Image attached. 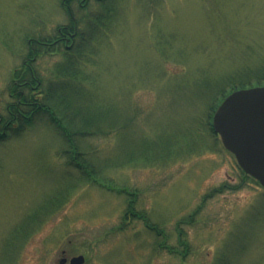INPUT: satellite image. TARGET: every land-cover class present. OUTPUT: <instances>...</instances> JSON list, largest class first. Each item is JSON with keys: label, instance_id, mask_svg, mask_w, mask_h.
<instances>
[{"label": "rangeland", "instance_id": "rangeland-1", "mask_svg": "<svg viewBox=\"0 0 264 264\" xmlns=\"http://www.w3.org/2000/svg\"><path fill=\"white\" fill-rule=\"evenodd\" d=\"M78 2H68L74 18L85 17L74 25L63 0H0L4 121L32 49L38 102L62 57L29 39L94 24L97 0L83 11ZM114 8L80 67L86 88L113 102L102 111L116 131L86 139L112 188L67 164L52 125L14 121L0 137V264H69L79 254L90 264H264V188L210 129L226 94L264 84V0H118Z\"/></svg>", "mask_w": 264, "mask_h": 264}, {"label": "trees", "instance_id": "trees-1", "mask_svg": "<svg viewBox=\"0 0 264 264\" xmlns=\"http://www.w3.org/2000/svg\"><path fill=\"white\" fill-rule=\"evenodd\" d=\"M97 2L99 3L100 11L88 17V20H92L94 24L88 25V28L82 31L76 30L74 40H71L68 47H62L60 45L51 46L55 48L54 50L61 52L62 57L60 61H57L53 65V69H51L54 75L53 78L43 87V96L40 102L41 111L35 112L33 110V112H30L31 114L23 111L25 115L29 114L30 117H24L22 114H19L17 121L20 128L32 122L38 123L40 120L52 125L67 145V148L64 150V154L67 157V164L75 165L79 168L89 181L98 185L111 187L112 180L101 176L104 169V160L102 162V158L99 161L96 157L95 159L91 158V155H94V150L89 148L86 139L89 136L106 133L108 131L107 129L110 128L116 131V127L109 124V120L107 118L105 119L106 116L103 113L104 111H102L106 105L112 104L113 102L101 103L98 98V93L93 89L86 88L84 84L88 76L81 75L80 73L81 65H84V62L87 60L85 58V51L89 45V39L92 36L96 37L101 32L102 26L107 23L109 24L113 20V15L115 14L114 6L118 0H97ZM85 8L86 6L79 7L78 10L83 11ZM84 18L82 19L84 20ZM82 19L74 18L76 24L80 20L82 22ZM71 21L73 24L72 18ZM95 24L96 26H94ZM35 45L36 47H41L40 45ZM261 72L262 69L258 71V74H260L259 77L262 76L264 80V72ZM17 73L23 79L30 75L28 71H18ZM13 89L17 88L15 87ZM16 96L18 97L19 93ZM79 96H87L88 101H80ZM30 98H35L34 94L31 93L29 88L24 89L23 99L29 100ZM25 110L28 111V108H25ZM210 129L211 132L215 133L212 127ZM244 174L247 175L246 173ZM221 187L223 186L215 188L214 190L218 192L222 190ZM124 190L125 188L122 190L119 189L117 193H124ZM134 195L136 193L132 191L127 193V196ZM131 207L128 209L131 215H137L136 217L138 218L143 217V215L134 212ZM147 225L153 227L149 223Z\"/></svg>", "mask_w": 264, "mask_h": 264}, {"label": "water", "instance_id": "water-1", "mask_svg": "<svg viewBox=\"0 0 264 264\" xmlns=\"http://www.w3.org/2000/svg\"><path fill=\"white\" fill-rule=\"evenodd\" d=\"M212 127L240 167L264 187V84L226 95L214 111ZM83 259L74 256L70 263L80 264Z\"/></svg>", "mask_w": 264, "mask_h": 264}, {"label": "flooded vegetation", "instance_id": "flooded-vegetation-1", "mask_svg": "<svg viewBox=\"0 0 264 264\" xmlns=\"http://www.w3.org/2000/svg\"><path fill=\"white\" fill-rule=\"evenodd\" d=\"M72 0H63V4L68 8V11L70 12L71 18L73 20V24L75 25V20L73 17V13L71 11V7L68 4V2L70 3ZM89 0H79L78 5L79 7H85L88 3ZM73 25V26H74ZM59 32V37L52 39L51 41L47 42V40H35V39H31L29 40V43H31L32 41L37 44L40 45L41 47L44 45H60L63 42V46L64 47H68V43H71V40H74V36L76 33V29L75 27L70 29L67 26L64 27V29L58 28L57 29ZM63 30H65V32H63ZM33 53V57L31 59H26L24 60V64L27 66V71L30 73V75L28 77H25L24 79L20 78L13 80V85L16 86L18 88L17 91H14L17 93H19L18 99L17 101L12 105V104H8L6 106V111L8 112V114L10 116H12L11 118H9L8 120L4 121L2 118V115L0 114V137L4 136L6 134V132L15 127L13 124L14 121H16L18 119V115L22 114L24 117H30L29 114H31L30 112L33 110L35 112L37 111H41V105L40 102H38L39 100V93H38V88L40 86V80L37 79L36 77V72L33 70L31 64L33 63L34 60H36V52L34 50V48L32 49ZM29 60V61H28ZM33 81H35V85H32ZM29 88L31 93L34 94L35 98H30L29 100H24L23 99V95H24V89ZM15 94V93H14ZM9 95H13L12 94V90H10ZM13 106V108H12ZM25 108H28V111L25 110ZM12 109L14 110V112H12ZM23 111L28 112L29 114H24ZM62 259V258H61ZM60 259V260H61ZM59 260V262H60ZM66 261H64L62 264H64Z\"/></svg>", "mask_w": 264, "mask_h": 264}]
</instances>
